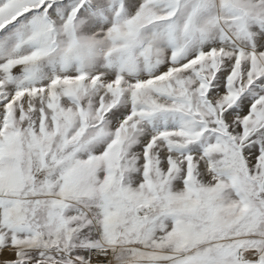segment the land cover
I'll return each mask as SVG.
<instances>
[{"label": "snow or ice", "instance_id": "obj_1", "mask_svg": "<svg viewBox=\"0 0 264 264\" xmlns=\"http://www.w3.org/2000/svg\"><path fill=\"white\" fill-rule=\"evenodd\" d=\"M0 264H264V0H0Z\"/></svg>", "mask_w": 264, "mask_h": 264}]
</instances>
